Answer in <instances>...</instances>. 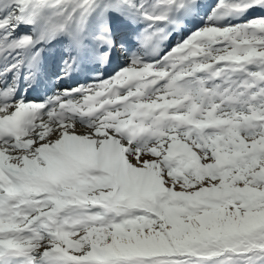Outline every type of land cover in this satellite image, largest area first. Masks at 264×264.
Masks as SVG:
<instances>
[{"label": "snow or ice", "instance_id": "snow-or-ice-1", "mask_svg": "<svg viewBox=\"0 0 264 264\" xmlns=\"http://www.w3.org/2000/svg\"><path fill=\"white\" fill-rule=\"evenodd\" d=\"M0 264H264V0H0Z\"/></svg>", "mask_w": 264, "mask_h": 264}, {"label": "bare ground", "instance_id": "bare-ground-1", "mask_svg": "<svg viewBox=\"0 0 264 264\" xmlns=\"http://www.w3.org/2000/svg\"><path fill=\"white\" fill-rule=\"evenodd\" d=\"M30 98H32L33 96H29Z\"/></svg>", "mask_w": 264, "mask_h": 264}]
</instances>
